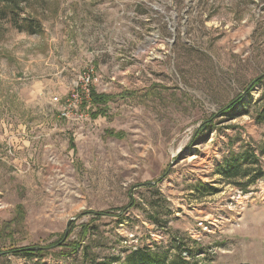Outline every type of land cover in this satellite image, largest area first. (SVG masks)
Returning <instances> with one entry per match:
<instances>
[{"label": "rangeland", "instance_id": "374dc122", "mask_svg": "<svg viewBox=\"0 0 264 264\" xmlns=\"http://www.w3.org/2000/svg\"><path fill=\"white\" fill-rule=\"evenodd\" d=\"M23 7L41 33L0 20V264L110 262L173 239L192 264H264V178L243 192L214 174L230 144L264 139V0ZM86 68L112 98L96 117L90 97L67 119L60 101ZM238 95L249 113L219 116ZM197 181L218 190L197 196ZM50 245L42 257L10 252Z\"/></svg>", "mask_w": 264, "mask_h": 264}, {"label": "trees", "instance_id": "16d2710c", "mask_svg": "<svg viewBox=\"0 0 264 264\" xmlns=\"http://www.w3.org/2000/svg\"><path fill=\"white\" fill-rule=\"evenodd\" d=\"M27 0H0V20H9L14 28L19 32H26L27 34H39L42 32V27L39 19L24 14V3ZM24 14V15H22ZM263 76H258L252 79L245 88L248 93L253 86L262 82ZM111 95L107 93L97 92L96 89L91 87V103L93 106L98 107V113L95 111L93 117L103 110V104H107L111 100ZM236 104L242 103V95H238L235 99L226 103L218 111L219 116H225L228 120L239 117L243 114H248V105L237 109ZM244 105V104H243ZM102 113V112H101ZM255 120L261 124L264 122V107L256 113ZM211 129V124L208 121L203 122L198 128L197 137L205 130ZM110 135L117 136V133L107 131ZM264 138V133H263ZM237 143V142H236ZM225 154L215 167L214 174L219 176L218 182L225 184H233L241 191L246 190L255 182L264 178V165L262 163V156H264V139L259 145H250L249 143L242 142L236 148H231ZM145 187H150V183L144 184ZM191 190L197 196L212 195L217 192V188L213 183H203L197 181L191 185ZM158 203H151V207H156ZM101 214V213H99ZM156 218V217H155ZM156 220V219H155ZM87 229H85L86 231ZM48 247H13L10 252L16 256L23 257H42L47 255ZM170 249H161L156 247L152 249L151 246H137L128 251L122 257L116 256L112 261H98L96 264H192L188 259L182 256L185 252L190 257L192 249L188 245L173 239L170 243ZM72 249L75 250L78 245L72 244ZM59 251L58 254H62Z\"/></svg>", "mask_w": 264, "mask_h": 264}, {"label": "built area", "instance_id": "2783aa9c", "mask_svg": "<svg viewBox=\"0 0 264 264\" xmlns=\"http://www.w3.org/2000/svg\"><path fill=\"white\" fill-rule=\"evenodd\" d=\"M92 69L86 68L78 75L77 84L71 92L60 101V113L67 119H77V111L83 100H89L91 97L92 85ZM54 101H59L57 97H53Z\"/></svg>", "mask_w": 264, "mask_h": 264}, {"label": "water", "instance_id": "95a60500", "mask_svg": "<svg viewBox=\"0 0 264 264\" xmlns=\"http://www.w3.org/2000/svg\"><path fill=\"white\" fill-rule=\"evenodd\" d=\"M143 184H147V183H143ZM32 249L35 248V247H31Z\"/></svg>", "mask_w": 264, "mask_h": 264}]
</instances>
